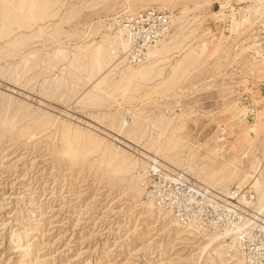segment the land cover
<instances>
[{"label": "rangeland", "instance_id": "obj_1", "mask_svg": "<svg viewBox=\"0 0 264 264\" xmlns=\"http://www.w3.org/2000/svg\"><path fill=\"white\" fill-rule=\"evenodd\" d=\"M43 1L0 0V264H236L226 259H241L237 242L230 249L223 238L222 255L204 254L216 232L157 206L144 180L153 161L222 196L247 175L264 186V0ZM148 7L170 13L171 31L155 45L168 51L132 64L114 18ZM105 34L122 39L116 59L98 53L111 43ZM138 67L149 74L128 80Z\"/></svg>", "mask_w": 264, "mask_h": 264}, {"label": "built area", "instance_id": "obj_2", "mask_svg": "<svg viewBox=\"0 0 264 264\" xmlns=\"http://www.w3.org/2000/svg\"><path fill=\"white\" fill-rule=\"evenodd\" d=\"M114 26L121 31L125 53L132 64L144 62L150 49L172 28L169 11L154 7L123 10L114 18ZM165 173H169L168 178ZM145 175L149 195L158 205L172 208L181 223L193 222L228 241L234 238L247 264H264V217L253 214L246 204L255 201L252 189L233 186L222 196L187 174L169 172L153 161L146 167Z\"/></svg>", "mask_w": 264, "mask_h": 264}, {"label": "bare ground", "instance_id": "obj_3", "mask_svg": "<svg viewBox=\"0 0 264 264\" xmlns=\"http://www.w3.org/2000/svg\"><path fill=\"white\" fill-rule=\"evenodd\" d=\"M4 1H5V0H4ZM30 1H31V0H30ZM33 1H34V0H33ZM46 1H47V0H46ZM2 2H3V0H2ZM24 2H25V1H24ZM40 2H41V1H40ZM40 2H39V3H40ZM42 2H44V1L42 0ZM47 2H49V1H47ZM255 2H257V1H255ZM18 3H19V2H18ZM21 3H22V4H25L26 2L23 3V2L20 1V4H21ZM30 3H31V2H30ZM1 4H2V3H1ZM7 4H8V2H7ZM28 4H29V3H28ZM33 4H34V2H33ZM40 4H41V3H40ZM45 4H46V2H45ZM48 4H50V2H49ZM3 6H4V5H3ZM5 6H6V5H5ZM5 6H4L3 8H5ZM19 6H20V5H19ZM36 6H37V5H36ZM44 6H45V5H44ZM20 7H22V6H20ZM37 7H38V6H37ZM39 7H40V6H39ZM41 7H42V6H41ZM45 7H46V6H45ZM33 8H34V7H33ZM248 8H249V7H248ZM254 8H255V7H254ZM17 9H18V8H17ZM19 9H20V8H19ZM21 9H22V8H21ZM21 9H20V10H21ZM23 9H24V8H23ZM29 9H30V8H29ZM38 9H39V8H38ZM255 9H256V8H255ZM255 9H254V10H255ZM7 10L9 11V9H7ZM34 10H35V9H34ZM41 10H43V9H41ZM254 10H253V11H254ZM5 11H6V10H5ZM5 11H4V12H5ZM43 11H44V10H43ZM255 11H256V10H255ZM2 12H3V11H2ZM4 12H3V13H4ZM13 12H14V11H13ZM13 12H12V13H13ZM18 12H19V11H18ZM45 12H46V11H45ZM3 13H2V14H3ZM6 13H7V12H6ZM15 13H16V12H15ZM15 13H14V15H13L14 18H15ZM19 13H21V12H19ZM26 13H27V12H25V14H26ZM43 13H44V12H43ZM29 14H31V13H29ZM34 14H35V13H34ZM36 14H37V13H36ZM36 14H35V16H36ZM20 15H21V14H20ZM44 15H45V13H44ZM44 15H43V17H44ZM46 15H47V14H46ZM0 16H1V15H0ZM3 16H5V15H3ZM17 16H18V15H17ZM9 17H10V16H9ZM19 17H20V16H19ZM23 17H24V16H23ZM32 17H33V16H32ZM16 18H17V17H16ZM40 18H41V17H40ZM45 18H46V17H44V19H45ZM3 19H4V18H3ZM17 19H18V18H17ZM22 19H23V18H22ZM27 19H28V18H27ZM245 19H246V18H245ZM4 20H5V19H4ZM28 20H29V19H28ZM34 20H35V19H34ZM42 20H43V18H42ZM42 20H41V21H42ZM5 21H6V20H5ZM14 21H16V20H14ZM19 21H20V20H19ZM36 21H37V20H36ZM7 22H8V21H7ZM22 22H23V21H22ZM24 22H25V21H24ZM0 23H1V22H0ZM3 23H4V22H3ZM3 23H2V24H3ZM11 23H12V22H11ZM11 23H10V24H11ZM14 23H15V22H14ZM17 23H18V22H17ZM5 24H7V23L5 22ZM8 24H9V23H8ZM20 24H21V23H20ZM20 24H17V25H20ZM24 24H26V23H24ZM27 24H28V23H27ZM12 25H13V24H12ZM15 25H16V24H15ZM240 25H241V24H240ZM0 26H1V25H0ZM4 26H5V25H4ZM22 26H23V25H22ZM237 26H238V22L232 21V26H231V27H232V28H236ZM7 27H8V25H7ZM26 27H28V26H26ZM29 27H30V26H29ZM5 28H6V27H5ZM10 28H11V27H10ZM10 28H9V29H10ZM12 28H13V26H12ZM12 28H11V29H12ZM18 28H19V27H18ZM18 28H17V29H18ZM20 28H21V26H20ZM3 29H4V28H3ZM2 31H3V30H2ZM233 31H234V30H233ZM11 32H12V30H11ZM13 32H14V31H13ZM13 32H12V33H13ZM3 33H4V32H3ZM7 33H8V32H7ZM120 33H121V32H120ZM1 35H2V34H1ZM30 35H31V34H30ZM30 35H29V36H30ZM38 35H39V34H38ZM105 35H106V34H105ZM107 35H108V33H107ZM107 35H106V36H107ZM2 36H3V35H2ZM2 36H0V37L2 38ZM6 36H7V34H6ZM25 36H26V35H25ZM35 36H37V35H35ZM40 36H41V35H40ZM40 36H39V37H40ZM23 37H24V36H23ZM33 37H34V36L32 35V38H33ZM103 37H104V36H103ZM107 37L109 38L110 36H107ZM37 38H38V37H37ZM37 38H36V39H37ZM15 39H16V38H15ZM20 39H21V38H20ZM24 39H26V38H24ZM24 39H23V40H24ZM28 39H29V38H28ZM34 39H35V38H34ZM34 39H33V40H34ZM110 39H111V43H110V45L108 46V48L105 50L104 47H106V46L103 47V49H104L105 52H101L100 49H99V50H98V53H99L100 55H101V54H104V55H105V54H107V55H111L113 58H115V52H116V49H117L116 47L119 46V45H118V41H119V39H121V38H120V36H118V35H114V36L112 35V38L110 37ZM163 39H164V38H163ZM163 39H161V40L159 41L160 44H161V41H162ZM173 39H174V38H173ZM21 40H22V39H21ZM30 40H32L31 37H30ZM103 40H105V38H103ZM121 40H122V39H121ZM175 40H176V39H174V41H175ZM11 41H12V40H11ZM15 41H17V40H15ZM24 41H25V40H24ZM26 41H27V40H26ZM105 41H106V40H105ZM170 41H172V40H170ZM170 41H169V42H170ZM254 41H255V40H254ZM13 42H14V41H13ZM22 42H23V41H21V44H22ZM28 42H29V41H28ZM99 42H100V41H99ZM9 43H11V42H9ZM25 43H27V42H25ZM100 43H101V42H100ZM167 43H168V42H167ZM167 43H166V44H167ZM5 44H6V43H4V45H5ZM19 44H20V43H19ZM122 44H123V43H122ZM168 44H169V43H168ZM99 45H100V44H99ZM117 45H118V46H117ZM125 45H126V44H125ZM125 45L123 44V45H121V47H122V48H125V50H126V46H125ZM175 45H176V43H175ZM175 45H174V46H175ZM203 45H204V44H203ZM8 46H9V45H8ZM13 46H14V44H12V47H13ZM16 46H17V45H16ZM22 46H23V45H22ZM84 46H85V45H84ZM86 46H87V45H86ZM156 46H157V45H156ZM156 46H155V47L153 46V48L150 49V51H149V57H150V58H151V57H154V55H158V54L160 55L161 53H163V52H167V51H168L167 48H165V47L162 46V45H161V48H160V49H157ZM204 46H205V45H204ZM4 47L6 48V46H4ZM10 47H11V45H10L8 48H10ZM80 47H81V46H80ZM87 47H88V46H87ZM97 47H99V46H97ZM19 48L21 49V47H19ZM78 48H79V47H78ZM88 48H89V47H88ZM88 48H84V49H88ZM178 48H179V47H178ZM178 48H177V49H178ZM1 49H2V48H1ZM1 49H0V51H1ZM20 49H19V50H20ZM82 49H83V48H82ZM82 49L79 48V50H82ZM170 49H171V48H170ZM172 49H173V48H172ZM57 50H58V48H57ZM62 50H63V49H62ZM122 50H123V49H122ZM7 51H8V50H7ZM9 51H10V50H9ZM16 51H17V50H16ZM20 51H21V50H20ZM34 51H35V50H34ZM34 51H33V52H34ZM52 51H53V50H52ZM58 51H59V50H58ZM95 51H96V49H95ZM117 51H118V50H117ZM119 51H120V50H119ZM169 51H170V50H169ZM2 52H5V51L2 50ZM13 52H15V50H14ZM13 52H11V53L13 54ZM26 52H27V51H26ZM75 52H76V51H75ZM92 52H93V51H92ZM8 53H10V52H8ZM22 53H23V52H22ZM81 53H83V51H82ZM90 53H91V52H90ZM257 53H258V52H257ZM257 53L255 52V54H257ZM1 54H2V53H1ZM4 54H5V53H4ZM6 54H7V53H6ZM6 54H5V55H6ZM33 54H34V53H33ZM36 54H37V53H36ZM72 54H73V53H72ZM77 54H78V52H77ZM83 54H84V53H83ZM91 54H93V53H91ZM94 54H95V52H94ZM96 54H97V53H96ZM259 54H260V53H259ZM21 55H22V54H21ZM24 55H26V54L24 53ZM28 55H29V54H28ZM48 55H49V54H48ZM56 55H57V54H56ZM61 55H62V51H61ZM84 55H85V54H84ZM84 55H83V57H84ZM97 55H98V54H97ZM100 55H99V56H100ZM159 55H158V56H159ZM11 56H12V55H11ZM13 56H15V55L13 54ZM33 56H34V55H33ZM36 56H37V55H36ZM45 56H46V55H45ZM50 56H51V55H50ZM53 56H55V53H54ZM73 56H74V55H73ZM79 56H80V55H79ZM99 56H97V57H99ZM122 56H123V55H122ZM122 56H121V57H122ZM158 56H157V57H158ZM21 57H22V56H21ZM51 57H52V56H51ZM71 57H72V56H71ZM85 57H86V56H85ZM97 57H96V58H97ZM104 57H105V56H104ZM112 57H110V58H112ZM164 57H165V55H164ZM255 57H256V56H255ZM5 58H7V57H5ZM24 58H25V57H24ZM62 58H66V57H62ZM76 58H78V57H76ZM76 58H74V59H76ZM88 58H89V57H88ZM88 58H87V59H88ZM93 58H94V57H93ZM110 58H108V59H110ZM119 58H120V57H119ZM160 58H161V57H160ZM262 58H263V57H262ZM2 59H3V58H2ZM22 59H23V58H22ZM26 59H28V58H26ZM30 59H31V57H30ZM30 59H28V60H30ZM40 59H41V58H40ZM49 59H50V58H49ZM51 59H52V58H51ZM59 59H60V58H59ZM85 59H86V58H85ZM98 59H99V58H98ZM105 59H106V58H105ZM115 59H116V58H115ZM115 59H114V60H115ZM0 60H1V58H0ZM20 60H21V59H20ZM45 60H46V59H45ZM47 60H48V59H47ZM52 60H53V59H52ZM61 60L63 61L64 59H61ZM61 60H59V61H61ZM76 60H77V59H76ZM76 60H75V61H76ZM99 60H100V59H99ZM99 60H97V64H96L97 66H100V65H99ZM127 60H128V58H127ZM146 60H147V59H146ZM157 60H158V59H157ZM157 60H156V62H157ZM23 61H24V60H23ZM30 61H31V60H30ZM34 61H35V60H34ZM41 61H42V60H41ZM41 61H40V62H41ZM53 61H54V60H53ZM64 61H65V60H64ZM71 61H72V60H71ZM71 61H69V62H71ZM81 61H83V60H81ZM84 61H86V60H84ZM84 61H83V62H84ZM95 61H96V60H95ZM102 61H103V60H102ZM102 61H101V62H102ZM104 61H107V60H104ZM111 61H112V60H111ZM115 61H116V60H115ZM27 62H29V61H27ZM37 62H38V60H37ZM37 62H36V63H37ZM49 62H50V61H48V63H49ZM55 62H56V60H55ZM72 62H73V61H72ZM77 62H78V61H77ZM77 62H76V64H77ZM91 62H92V61H91ZM93 62H94V61H93ZM113 62H114V61H113ZM158 62H159V61H158ZM259 62H260V61H259ZM38 63H39V62H38ZM38 63H37V64H38ZM43 63H44V62H43ZM43 63H42V65H43ZM48 63H47V64H48ZM52 63H53V62H52ZM56 63H57V62H56ZM107 63H109V61H108ZM151 63H152V62H151ZM30 64H31V63H30ZM44 64H45V63H44ZM57 64H58V63H57ZM71 64H73V63H71ZM84 64H85V63H84ZM84 64H83V65H84ZM93 64H94V63H93ZM102 64H103V63H102ZM104 64H105V63H104ZM111 64H113V63H111ZM146 64H148V63H146ZM14 65H16V64H14ZM18 65H19V63H18ZM25 65H26V63H25ZM25 65L23 64V67H24ZM55 65H56V64H55ZM55 65H54V66H55ZM67 65L69 66L70 64H67ZM118 65H119V64H118ZM129 65H130V64H129ZM144 65H145V64H144ZM144 65H143V66H144ZM148 65H150V64H148ZM16 66H17V65H16ZM21 66H22V64H21ZM33 66H34V65H33ZM68 66H67V67H68ZM79 66H80V65H79ZM87 66H88V65H87ZM120 66H121V65H120ZM126 66H127V65H126ZM130 66H131V65H130ZM145 66H146V65H145ZM150 66H151V65H150ZM13 67H14V66H13ZM25 67H26V66H25ZM25 67H24V68H25ZM28 67H29V66H28ZM36 67H37V66H36ZM48 67H49V66H48ZM52 67H53V66H52ZM52 67H50V69H51ZM73 67H74V66H73ZM93 67H94V66H93ZM104 67H105V66H104ZM114 67H115V65H114ZM14 68H15V67H14ZM17 68H18V67H17ZM26 68H27V67H26ZM32 68H33V67H32ZM34 68H35V67H34ZM63 68H64V66H63ZM86 68H87V67H86ZM98 68H99V67H98ZM100 68H101V67H100ZM100 68H99V69H100ZM107 68H110V66H108ZM107 68H106V69H107ZM111 68H112V67H111ZM111 68H110V70H111ZM116 68H117V67H116ZM127 68H130V67H127ZM127 68H126V69H127ZM150 68H151V67H150ZM77 69H78V65H77ZM79 69H80V68H79ZM82 69H83V68H82ZM102 69H104V68L102 67L101 70H102ZM106 69H105V70H106ZM113 69H114V68H113ZM13 70H14V69H13ZM28 70H29V69H28ZM70 70H71V69H70ZM73 70H74V68H73ZM107 70H109V69H107ZM117 70H118V69H117ZM117 70H116V71H117ZM122 70H123V69H122ZM124 70H125V69H124ZM14 71H15V70H14ZM24 71H25V70H24ZM80 71H81V69H80ZM93 71H94V70H93ZM93 71H92V72H93ZM96 71H98V70H96ZM113 71H114V70H113ZM127 71H128V70H127ZM148 71H149V69H146V67H142V68L138 67V69H137V68H134L133 71H131L130 75H129V76L127 75V76H128V80H129V78H130V80H131V79H135V80H136V79H137V80H139V79H143L144 75L149 74ZM151 71H152V70H151ZM12 72H13V71H12ZM16 72H17V71H16ZM16 72H15V73H16ZM28 72H29V71H27L26 73H28ZM83 72H84V71H83ZM85 72H86V71H85ZM98 72H99V71H98ZM104 72H105V71H104ZM107 72H108V71H107ZM107 72H106V73H107ZM24 73H25V72H24ZM24 73H23V74H24ZM74 73H75V72H74ZM76 73H77V71H76ZM80 73H81V72H80ZM109 73H110V72H109ZM112 73H113V72H112ZM150 73H151V72H150ZM9 74H10V73H9ZM12 74H13V73H12ZM19 74H20V73H19ZM92 74H93V73H92ZM119 74H120V73H119ZM14 75H15V74H14ZM85 75H86V74H85ZM97 75H98V74H97ZM105 75H107V74H105ZM109 75H110V74H109ZM11 76H12V75H11ZM16 76H17V75H16ZM20 76H21V75H20ZM82 76H83V75H82ZM86 76H88V74H87ZM92 76H93V75H92ZM100 76H102V75L100 74L99 77H100ZM127 76H126V77H127ZM148 76H149V75H148ZM151 76H152V75H151ZM155 76H156V75H155ZM77 77H78V76H77ZM93 77H94V76H93ZM102 77H103V76H102ZM104 77H105V76H104ZM104 77H103V78H104ZM120 77H121V76H120ZM31 78H32V77H31ZM58 78H59V77H58ZM103 78H102V79H103ZM105 78H106V77H105ZM17 79H18V78H17ZM29 79H30V78H29ZM56 79H57V78H56ZM80 79H81V78H80ZM89 79H90V78H89ZM92 79H93V78H92ZM97 79H98V78H97ZM118 79H119V78H118ZM118 79H116L115 81L117 82ZM121 79H123V77H122ZM125 79H126V78H125ZM10 80H12V79H10ZM60 80H61V79H60ZM62 80H64V79L62 78ZM90 80H91V79H90ZM98 80L100 81V80H101V77H100V79H98ZM98 80H97V81H98ZM126 80H127V79H126ZM143 80H144V79H143ZM15 81H16V80H15ZM78 81H79V80H78ZM80 81H81V80H80ZM88 81H89V80H88ZM97 81H96V82H97ZM132 81H133V80H132ZM56 82H57V81H55V83H56ZM86 82H87V81H86ZM96 82H95V83H96ZM100 82H101V81H100ZM100 82H99V83H100ZM118 82H119V81H118ZM121 82H122V81H121ZM126 82H127V81H126ZM136 82H138V81H136ZM14 83H16V82H14ZM58 83H59V82H58ZM60 83H61V81H60ZM92 83H93V82H92ZM101 83H102V82H101ZM112 83H114V82H112ZM133 83H134V82H133ZM96 84H97V83H96ZM102 84H103V83H102ZM108 84H109V83H108ZM108 84H107V85H108ZM116 84H117V83H116ZM116 84H115V85H116ZM120 84H122V83H120ZM124 84H125V82H124ZM136 84H137V83H136ZM110 85H111V84H110ZM61 86H62V85H61ZM61 86H60V87H61ZM75 86H76V85H75ZM98 86H99V85H98ZM98 86H97V87H98ZM100 86H101V85H100ZM100 86H99V87H100ZM111 86H112V85H111ZM111 86H109V88H110ZM58 87H59V86H58ZM76 87H77V86H76ZM93 87H94V86L92 85L91 89H92ZM104 87H106V85H105ZM115 87H116V86H115ZM115 87H114V88H115ZM118 87H119V85H118ZM130 87H131V86H130ZM64 88H65V87H64ZM67 88H68V87H67ZM70 88L72 89V87H70ZM109 88H108V89H109ZM128 88H129V86H128ZM58 89H59V88H58ZM65 89H66V88H65ZM71 89H70V90H71ZM73 89H74V88H73ZM73 89H72V90H73ZM106 89H107V88H106ZM112 89H113V88H112ZM119 89H120V88H119ZM121 89H122V87H121ZM121 89H120V90H121ZM59 90H60V89H59ZM93 90H94V89H93ZM125 90H126V89H125ZM62 91H63V90H62ZM96 91L98 92V90H96ZM104 91H105V90H104ZM107 91H108V90H107ZM57 92H58V91H57ZM59 92H60V91H59ZM64 92H66V91H64ZM71 92H72V91H71ZM94 92H95V91H94ZM101 92H103V91H101ZM101 92H98V93H101ZM114 92H115V90H114ZM114 92H113V93H114ZM69 93H70V91H69ZM72 93H75V92L73 91ZM91 93H92V92H91ZM106 93L108 94V92H106ZM110 93H111V91H110ZM57 94H58V93H57ZM65 94H68V91H67V93H65ZM61 95H62V94H61ZM88 95H89V93H88ZM67 96H68V95H67ZM67 96H66V97H67ZM92 96H93V95H92ZM110 96H111V95H110ZM51 97H52V96H51ZM95 97H96V96H95ZM98 97H99V99H100V96H98ZM98 97H97V98H98ZM107 97H108V96H107ZM91 99H92V98H90V101H91ZM94 99H95V98H94ZM94 99H93V101H94ZM2 100H3V99H2ZM82 100H83V99H82ZM97 100H98V99H97ZM9 101H10V100H9ZM84 101H85V100H84ZM87 101H89V100L87 99L86 102H87ZM7 102H8V101H7ZM5 103H6V102H5ZM7 104H8V103H7ZM7 104H6V105H7ZM82 104H83V102H82ZM87 104H90V103H87ZM0 105H1V104H0ZM9 105H10V104H9ZM9 105H8V106H9ZM8 106H7V107H8ZM12 106H13V105H12ZM5 107H6V106H5ZM7 111H8V110H7ZM2 112H3V111H2ZM13 112H14V111H13ZM2 114H6V112H5V113H2ZM8 114H9V113H8ZM12 114H13V113H12ZM13 115H14V114H13ZM114 115H115V114H114ZM0 116H1V115H0ZM15 116H16V115H15ZM111 116H112V115H111ZM111 116H110V117H111ZM1 117H2V118H5L6 116H5V117L1 116ZM115 117H116V115H115ZM159 117H160V116H159ZM5 119H6V118H5ZM11 119H12V116H11ZM44 119H45V118H44ZM48 119H49V118H48ZM109 119H110V118H109ZM111 119H113V118H111ZM114 119H115V118H114ZM119 119H120V118H119ZM1 120H2V119H1ZM1 120H0V121H1ZM15 120H16V119H15ZM17 120H18V119H17ZM49 120H51V119H49ZM156 120H158V119H156ZM2 121H3V120H2ZM32 121H33V120H32ZM109 121H110V120H109ZM121 121H122V120H121ZM3 122H4V121H3ZM5 122H6V120H5ZM5 122H4L3 124H5ZM7 122H8V121H7ZM11 122H12V121H11ZM13 122H14V121H13ZM34 122H35V121H34ZM50 122H51V121H50ZM116 122H117V120H116ZM135 122H136V121H134V123H135ZM159 122H160V121H159ZM0 123H1V122H0ZM8 123H9V122H8ZM114 123H115V122H114ZM1 124H2V123H1ZM14 124H15V123H13V125H14ZM16 124H17V123H16ZM60 124H61V123H60ZM65 124H66V123H65ZM109 124H110V123H109ZM156 124H157V123H156ZM159 124H161V123H159ZM32 125H33V124H32ZM118 125H119V124H118ZM124 125H125V124H124ZM124 125H123V126H124ZM4 126H5V125H4ZM8 126H9V124H8ZM41 126H42V125H41ZM62 126H63V125H62ZM108 126H109V125H108ZM123 126H122V129H123ZM159 126H160V125H159ZM5 127H6V126H5ZM64 127H65V129H66V126H64ZM64 127H63V129H64ZM111 127H112V126H111ZM119 127H120V126H119ZM126 127H127V126H126ZM12 128H13V127H12ZM40 128H42V127H40ZM112 128H113V127H112ZM136 128H137V127H136ZM33 129L35 130L36 128H33ZM69 129H70V127H69ZM116 129H118V128H116ZM132 129H134V128H132ZM130 130H131V129H129V131H130ZM7 131H8V130H7ZM69 131H70V130H69ZM69 131H68V132H69ZM107 131H108V130H107ZM139 131H140V130H139ZM143 131H144V130H143ZM26 132H27V131H26ZM32 132H33V131H32ZM127 132H128V131H127ZM136 132H137V131H136ZM72 133H73V132H72ZM75 133H76V132H75ZM81 133L83 134L84 132H81ZM112 133H113V132H112ZM114 133H115V131H114ZM129 133H130V132H129ZM138 133H139V132H138ZM17 134H18V133H17ZM77 134H78V133H77ZM77 134H76V137L78 138ZM119 134H120V133H119ZM123 134H124V133H123ZM74 135H75V134H74ZM115 135H116V134H115ZM142 135H143V134H142ZM144 135H145V134H144ZM31 136H32V135H31ZM31 136H30V137H31ZM62 136H63V135H62ZM89 136H90V134H89ZM89 136H88V137H89ZM117 136H118V135H117ZM128 136H129V135H128ZM23 137H24V136H23ZM141 137H142V136H141ZM141 137H139V138H141ZM81 138H82V137H81ZM81 138H80V140H81ZM91 138H92V137H91ZM116 138H117V137H116ZM133 138H134V137H133ZM133 138H132V139H133ZM85 139H87V138L85 137ZM112 139H115V137L112 138ZM118 139H120V138L118 137ZM121 140H123V139H121ZM136 140H137V139H136ZM63 141H64V140H63ZM84 141H85V140H84ZM87 141H90V140L87 139ZM95 141H96V139H95ZM123 141H125V140H123ZM137 141H138V140H137ZM147 141H148V140H147ZM149 141H150V140H149ZM90 142H91V141H90ZM96 142H97V141H96ZM100 142H101V144L103 143V141H100ZM116 142H117V141H116ZM153 142H156V141H153V140H152V143H153ZM160 142H161V141H160ZM75 143H76V142H75ZM83 143H84V142H83ZM88 143H89V142H88ZM91 143H92V142H91ZM117 143H118V142H117ZM134 143H135V142H134ZM134 143H130V142H129V144L127 143L128 148H130L131 150L135 149V148H134ZM158 143H159V142H158ZM96 144H97V143H96ZM111 144H112V143H111ZM139 144H140V143H139ZM156 144H157V143H156ZM156 144H155V145H156ZM60 145H61V144H60ZM63 145H65V144H63ZM89 145H90V144H89ZM99 145H100V144H99ZM143 145H144V144H143ZM168 145H169V144H168ZM168 145H167V146H168ZM65 146H66V145H65ZM90 146H91V145H90ZM94 146H95V145H94ZM100 146H102V145H100ZM100 146H98V148H99ZM118 146H119V145H118ZM152 146H153V145H152ZM164 146H165V145H164ZM68 147H70V146H68ZM91 147H92V146H91ZM112 147H113V146H112ZM125 147H126V146H125ZM125 147H124V148H125ZM149 147H150V146H149ZM149 147H148V148H149ZM103 148H104V147H103ZM153 148H154V147H153ZM153 148H152V149H153ZM156 148H157V147H156ZM161 148H162V147H161ZM166 148H167V147H166ZM166 148H164V149H166ZM169 148H172V146L169 147ZM92 149H93V148H92ZM109 149H110V148H109ZM113 149H114V148H113ZM116 149H117V148H116ZM139 149H140V148H139ZM82 150H83V149H82ZM89 150H90V149H89ZM103 150H105V148H104ZM110 150H112V149H110ZM110 150H109V151H110ZM157 150H158V148H157ZM157 150H156V152H157ZM97 151H99V150H97ZM97 151H95V152H97ZM117 151H118V150H117ZM117 151H116V152H117ZM160 151H162V149H160ZM171 151H173V150H171ZM67 152L70 153L71 157H73V156H75V153H76L77 151L74 150V154H73V151L71 150V148H68V149H67ZM107 152H108V151H107ZM116 152H115V153H116ZM143 152H144V151H143ZM145 152H146V151H145ZM82 153H83V151H82ZM98 153H99V152H98ZM100 153H101V152H100ZM104 153H106V152H104ZM104 153H103V154H104ZM109 153H110V152H108V154H109ZM103 154H102V155H103ZM111 154H112V153H111ZM146 154H147V153H146ZM68 155H69V154H68ZM68 155H66V156H68ZM77 155H78V153H77ZM100 155H101V154H100ZM108 156H109V155H108ZM142 156H143V155H142ZM68 157L70 158V156H68ZM104 157H105V156H104ZM132 157H133V156H132ZM145 157H147V158H149V159H151V160H154V158H153L152 156L145 155ZM114 158H115V156H114ZM124 158H125V157H124ZM124 158H122V159L124 160ZM129 158H130V157H129ZM101 159L103 160L102 157H101ZM109 159H110V158H109ZM109 159H108V160H109ZM130 159H131V158H130ZM141 159H142V157H141ZM189 159H190V158H189ZM189 159H188V160H189ZM111 160H112V157H111ZM109 161H110V160H109ZM143 161H144V160H143ZM182 161H183V160H182ZM122 162H123V161H122ZM124 162H125V161H124ZM179 162H180V161H179ZM91 163H92V162H91ZM109 163H110V162H109ZM136 163H137L136 161L132 162V163H131V166H132V167H133V166L135 167ZM121 164H122V163H121ZM105 165H106V162H105ZM129 165H130V164H129ZM108 167H109V166H108ZM108 167H107V168H108ZM126 167L128 168V166H126ZM139 167H140V166H139ZM107 168H106V169H107ZM109 168H110V167H109ZM129 168H130V167H129ZM199 168H200V167H199ZM258 168H259V167H258ZM123 169H124V168H123ZM132 169H133V168H132ZM120 170H122V167L119 166V165H116V166H114V168H113V171H115V172H118V171H120ZM128 170H129V169H128ZM187 170H188V169H187ZM110 171H111V170H110ZM131 171H132V170H131ZM121 173H122V172H121ZM131 173H132V172H131ZM211 173H212V172H211ZM256 173H257V172H256ZM256 173H255V174H256ZM111 174H112V173H111ZM137 174H138V173H137ZM132 176H133V175H132ZM134 176H135V175H134ZM137 176H138V175H137ZM139 176H140V175H139ZM249 178H251V180H250ZM138 181H139V180H138ZM134 183H135V182H134ZM246 183L249 184V185L254 189V191L258 194V197H259V199H258V200H259V201H258V204H256V203H251V202H248L247 204H248L249 206H251L253 212H255V213H257V214H261V215L264 216V186L261 184V182L259 181V178H258L257 176H255V175H254V176L247 175V176H245V178H243L239 183H237V184H238L237 187H238V188H241V187H243V185H245ZM140 185H141V184H140ZM214 185H215V184H214ZM137 188H138V186H135V189H137ZM225 188H226V187H225ZM224 192H225V191H224ZM141 195H142V194H141ZM152 201H153V200H152ZM149 205H150L151 207H153V204H149ZM157 206H160V205H157ZM144 208H145V207H144ZM158 209H159V208H158ZM177 219H178V218H177ZM170 224H171V223H170ZM185 226H186L188 229H192V228H193V226H189V225H185ZM185 229H186V228H185ZM196 230H197V232H198L199 234H202V233H203V230L198 229V227H197ZM207 231H208V230H207ZM211 232H212V231H211ZM197 236H199V235H197ZM223 238H224V237L220 236L217 232H216V233H213V234H211V235H209V236L206 238V244H205L203 247H201V252H204V254H205V253H206L207 251H209V250H214V251H217L219 255H222V253L220 252V250H221L220 248L222 247V242H225V240H222ZM203 239H204V238H203ZM231 239H232V241L230 242L229 248H230V249H235V248H236V244H235V242H237V244H238V241H237L236 239H234V238H231ZM220 240H222V241H220ZM233 240H234V241H233ZM225 245H226V244H225ZM14 247H16V246H14ZM16 249H17V248H16ZM19 249H20V248H19ZM21 249H22V248H21ZM17 250H18V249H17ZM25 250H26V249H25ZM228 252H229V251H228ZM239 252H241L240 249H239ZM241 254H242V253H241ZM241 254H240V255H241ZM210 256H211V255H210ZM226 261H227V262H231V261L235 262V261H236V262H237L236 264H244V263H245V258H244L243 255H242V257H241V259H240V257L238 256V251H235V254H233V255H232V254H229V258L226 259Z\"/></svg>", "mask_w": 264, "mask_h": 264}]
</instances>
